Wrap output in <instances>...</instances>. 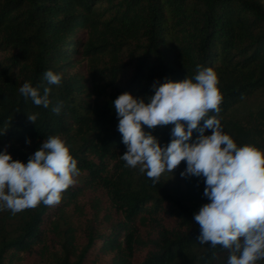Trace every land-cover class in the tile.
I'll list each match as a JSON object with an SVG mask.
<instances>
[{
  "label": "trees",
  "instance_id": "16d2710c",
  "mask_svg": "<svg viewBox=\"0 0 264 264\" xmlns=\"http://www.w3.org/2000/svg\"><path fill=\"white\" fill-rule=\"evenodd\" d=\"M196 65L218 76L209 115L238 146L264 150V0H0V151L26 163L61 135L81 170L59 203L0 211V264H226L228 250L196 239L203 178L153 184L126 166L111 107ZM46 69L61 74L48 108L19 93L26 81L42 91ZM171 127L145 130L166 144Z\"/></svg>",
  "mask_w": 264,
  "mask_h": 264
},
{
  "label": "clouds",
  "instance_id": "9594fccd",
  "mask_svg": "<svg viewBox=\"0 0 264 264\" xmlns=\"http://www.w3.org/2000/svg\"><path fill=\"white\" fill-rule=\"evenodd\" d=\"M193 77L181 81H154L150 96L120 93L111 107L118 117L117 131L126 151L128 167L157 183L164 173L173 174L183 161L184 178H203L207 203L193 213L201 245H220L228 250L226 264H258L264 260V150L252 144L238 146L223 131L219 113L222 100L218 76L212 67L196 65ZM47 86L24 82L19 93L37 106L50 105L51 85L61 83V74L46 69ZM62 102L52 111L59 113ZM37 113L27 114L35 124ZM203 120L201 124L200 121ZM171 124L170 139L161 144L150 131ZM194 130L198 133L193 139ZM211 130L210 134H206ZM30 144L31 139L26 138ZM77 160L61 135H50L28 156L27 162L0 151V211L13 214L38 204H57L62 193L80 174Z\"/></svg>",
  "mask_w": 264,
  "mask_h": 264
},
{
  "label": "rangeland",
  "instance_id": "374dc122",
  "mask_svg": "<svg viewBox=\"0 0 264 264\" xmlns=\"http://www.w3.org/2000/svg\"><path fill=\"white\" fill-rule=\"evenodd\" d=\"M180 172H181V171H180L179 168L177 167L176 169L173 170V174H172V176H178V177H179Z\"/></svg>",
  "mask_w": 264,
  "mask_h": 264
}]
</instances>
